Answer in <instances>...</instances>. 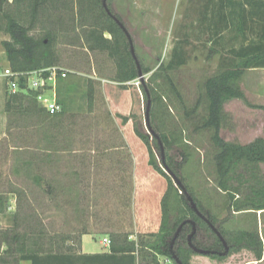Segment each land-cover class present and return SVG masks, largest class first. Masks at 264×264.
<instances>
[{
  "label": "rangeland",
  "instance_id": "374dc122",
  "mask_svg": "<svg viewBox=\"0 0 264 264\" xmlns=\"http://www.w3.org/2000/svg\"><path fill=\"white\" fill-rule=\"evenodd\" d=\"M106 5L124 24L138 62L148 70L144 81L160 65L168 64L176 48V60L184 59L185 63L169 73L187 107L196 103L204 80L216 72L219 63L225 65L232 59L228 46L237 43H232L233 33L223 30V23L217 21L218 0H107ZM215 29L222 30L221 36H216ZM7 39L9 36L0 32V66L7 62L1 44ZM56 51L58 65L68 71L58 81L56 94L64 115L56 126L42 122L38 115H23L19 127L0 139V194L7 198L6 211L0 214V230L12 225L10 215L15 209L16 196L6 191L19 189L24 212L37 215L35 221L42 223L45 247H49V236L65 235L77 248L84 228L91 232H134L131 220L135 217L147 221L139 227L155 231L167 179L158 170L162 168L160 155L145 125L146 99L140 80L115 82V64L106 52L66 43L57 44ZM157 81L166 93L159 113L163 127H182L185 132L183 145L169 151L176 162H181L182 151L189 156L179 168V179L218 220L225 218L222 226L226 232L256 230L262 241L259 261L243 249L221 261L193 256V264H264V210L230 213L221 208L227 199L217 185L213 162L217 148L211 141L212 132L195 129L200 122L190 121L166 84L160 78ZM239 85L242 95L224 105L220 136L225 142L247 145L258 137L264 140V68L246 70ZM202 114L201 104L197 117ZM46 132L50 144L44 140ZM140 135L148 140L152 156ZM45 152L50 155L48 161L41 158ZM15 156L31 159L32 167L15 174ZM237 173L242 175L239 180H247L239 187L241 198L249 191V182L264 183V163L258 166L257 181H250L246 170ZM35 174L42 177L43 186L52 185V195L33 183ZM236 185L234 181L232 186ZM172 194L171 220L188 216L186 211L178 212L184 207L179 195L175 191ZM32 223L27 221L18 229L22 231ZM102 237L95 235L91 247L101 250Z\"/></svg>",
  "mask_w": 264,
  "mask_h": 264
},
{
  "label": "trees",
  "instance_id": "16d2710c",
  "mask_svg": "<svg viewBox=\"0 0 264 264\" xmlns=\"http://www.w3.org/2000/svg\"><path fill=\"white\" fill-rule=\"evenodd\" d=\"M110 13L122 23L111 10ZM217 14V21L223 23L222 29L232 32L230 37L234 40L232 43L237 44L228 46L232 59L225 65L219 63L216 72L204 80L202 91L192 107L185 105L169 73L185 63L184 59L176 60V48L166 66L160 65L147 81H141L138 68L131 56L128 39L123 29L105 11L102 0H0V32L9 36V39L1 41V44L8 66L13 71L19 72L58 65L60 58L56 45L59 43L83 46L90 51L106 52L115 64L113 78L115 82L125 84L140 80L139 87L146 101L147 94L150 98V125L160 140L159 143L157 138H152L154 147L161 157V144L165 164L179 178L181 176L179 168L188 161L189 156L182 151L181 162H176L169 151L173 147L183 145L185 132L182 127H163L159 113L166 93L159 88L161 85L157 80L160 78L162 84H166L171 97L181 105L184 115L190 121L197 119L200 122L195 129L212 132L211 141L217 148L213 157L217 185L226 193L227 199L221 208L228 209L230 213L242 210L262 211L264 210V183L257 185L255 182H249V191L241 198L238 196L239 187L243 181L247 180H239L242 175H239L237 171L246 170L250 181H257L258 166L264 163V140L258 137L247 145L228 143L221 138L220 129L224 105L242 95L239 82L245 71L264 68V0H218ZM215 30L216 36H221L222 30L220 32ZM139 66L142 74L148 71L142 63H139ZM25 84L24 79L21 78L20 90L14 93L6 91V110L17 108L24 115H38L42 122L56 126L57 121L64 115L63 107L61 106V110L54 114L47 113L36 101L35 93L24 90ZM133 88L135 90L134 86ZM89 100H92L91 90ZM201 104L203 114L199 118L197 114ZM44 136L45 142L50 144L48 132ZM140 137L148 144L152 156L148 140L143 135ZM49 156L45 152L41 158L43 161H48ZM151 163H153L152 160ZM32 165L31 159L23 160L22 164L14 168V173H20L21 169L32 167ZM158 170L167 179V188L160 199L158 230L138 233L134 240H129L127 234L123 237L112 234L114 243L110 247V253L91 255L67 253L68 250H63V244L60 245L55 235L49 236V247H45L42 241L45 234L41 229V221H35L37 215L24 212L23 192L19 189L10 190L9 192L16 196L15 209L10 215L12 225L0 230V249L3 248L0 251V263L20 264L22 261H27L29 264H164L165 260H169L170 264H177L173 258L175 256L182 264H193V256L200 255L221 261L243 249L253 253L254 260L261 259L262 241L256 230L226 232L222 226L225 218L218 220L201 203L187 183L179 179L185 189V192H180L181 189L175 187L171 177L162 168ZM31 180L37 186H43L40 175H33ZM234 181H237V185L233 187ZM43 190L48 195L54 192L50 183L44 185ZM174 191L179 195L184 207L178 212L186 211L189 217L180 215L176 220H171L174 210L172 206ZM187 195L192 198L200 213L223 236L229 247L227 254L203 255L193 251L187 242V236L191 232V224L188 222L182 225L173 245L170 246L177 226L182 221L191 219L196 225V231L191 238L195 247L216 252L223 250L221 241L209 224L192 210ZM6 201L7 198L0 194L1 215H4L6 211ZM31 220L33 223L28 224L24 230L18 229L23 223L31 222Z\"/></svg>",
  "mask_w": 264,
  "mask_h": 264
},
{
  "label": "crops",
  "instance_id": "0c3cea01",
  "mask_svg": "<svg viewBox=\"0 0 264 264\" xmlns=\"http://www.w3.org/2000/svg\"><path fill=\"white\" fill-rule=\"evenodd\" d=\"M5 68H10L8 66V63L6 62V65L4 66H0V70L5 69ZM59 80H63L58 78L55 81V93L57 94V90L59 89ZM6 86H7V79L3 76L0 75V130L2 136L0 137V139L2 137H6L7 133L11 130H13L14 128L17 129L19 127V122L23 119V113L19 110H17V108H13L10 111L6 110L5 108V102H6ZM24 91V90H23ZM14 104V103H13ZM17 104V103H15ZM15 107V105L13 106ZM35 115V114H33ZM22 157H14V162H15V167H18L20 164H22ZM12 189H8L6 192H8L9 194L11 192H9ZM133 222V223H132ZM131 223L133 224L134 227V232H129L127 230H115L112 231L110 233L108 232H91V231H87L86 228H84L79 236L78 239V244H77V248H73L72 244L70 240L69 236H63V237H57L56 239L59 241L60 245L63 246V250H68L67 253H74V254H80V255H91V254H98V253H110V247L113 245L114 241L113 238L111 237L112 234L114 235H119V236H124L125 234L128 235V239L129 240H134L136 239V236L138 233H146L147 231H145L144 229H142V225L147 223V221L142 218L139 219L138 218H134L131 220ZM141 224V227H139L138 225ZM139 227V229L137 228ZM159 227V222L157 223V228L155 231H149V232H156L158 230ZM95 235H102V240L99 241V243L102 245V249L101 250H96L94 248L91 247V240L94 238ZM108 235L110 237H108ZM104 238H107L110 240V243H106L103 241ZM3 248L0 249V251H2ZM77 250V251H76ZM171 262L169 260H165L164 264H170ZM2 264V263H0ZM20 264H29L27 261H22Z\"/></svg>",
  "mask_w": 264,
  "mask_h": 264
},
{
  "label": "built area",
  "instance_id": "2783aa9c",
  "mask_svg": "<svg viewBox=\"0 0 264 264\" xmlns=\"http://www.w3.org/2000/svg\"><path fill=\"white\" fill-rule=\"evenodd\" d=\"M68 71L60 65H53L42 69L31 71H13L11 68L0 70V75L7 79L8 92L14 93L19 89V80L25 81L24 90H31L35 93V99L49 114H54L61 110L57 102L55 93V81L60 78L64 79ZM12 207L10 203L8 208ZM107 244L110 240L103 239Z\"/></svg>",
  "mask_w": 264,
  "mask_h": 264
},
{
  "label": "water",
  "instance_id": "95a60500",
  "mask_svg": "<svg viewBox=\"0 0 264 264\" xmlns=\"http://www.w3.org/2000/svg\"><path fill=\"white\" fill-rule=\"evenodd\" d=\"M106 1L107 0H102V5L105 9V11L111 15L109 9L107 8V5H106ZM113 17V19L116 21V23L123 29L127 39H128V42H129V49H130V52H131V56L132 58L134 59V62L138 68V75H139V79L141 81H143V74L140 70V66H139V62L135 56V53H134V50H133V45H132V41H131V38H130V35L127 31V29L123 26V24L116 18L114 17L113 15H111ZM149 109H150V98L148 97V94H147V101H146V106H145V111H144V121H145V125H146V128H147V131L148 133L151 135L152 138H157L158 139V142L160 143V140L158 138V135L154 132V130L152 129L151 125H150V119H149ZM160 149H161V157H160V160H161V167L163 169V171L171 177L174 185L176 187H178L179 189H181L180 192H185V189H184V186L183 184L181 183V181L179 180V178L173 173V171L165 164L164 162V154H163V148L160 144ZM187 199L191 205V208L192 210L194 211V213L198 216H200L206 223L209 224L211 230L217 235V237L219 238V240L221 241L222 245H223V250L220 251V252H216L214 250H209V249H202V248H198V247H195L192 242H191V238L193 236V234L195 233L196 231V225H195V222L191 219H186L184 221H182L176 228V230L174 231L173 233V236H172V239L170 241V246L173 245L174 243V240L175 238L178 236L180 230H181V227L184 223L188 222L191 224V232L188 234L187 236V242H188V245L190 246V248L195 251L196 253H199V254H203V255H207V254H219V255H225L227 254L228 252V244L227 242L225 241V239L223 238V236L220 234V232L208 221V219L203 216L200 211L198 210L196 204L193 202L192 198L187 195ZM173 258L175 259L176 263L177 264H182L175 256H173Z\"/></svg>",
  "mask_w": 264,
  "mask_h": 264
},
{
  "label": "flooded vegetation",
  "instance_id": "af4514ba",
  "mask_svg": "<svg viewBox=\"0 0 264 264\" xmlns=\"http://www.w3.org/2000/svg\"><path fill=\"white\" fill-rule=\"evenodd\" d=\"M198 216V215H197ZM199 218H201L200 216H198ZM202 219V218H201ZM203 220V219H202Z\"/></svg>",
  "mask_w": 264,
  "mask_h": 264
}]
</instances>
